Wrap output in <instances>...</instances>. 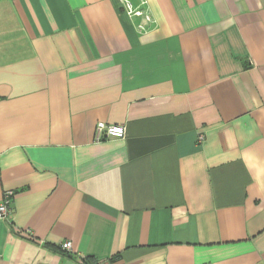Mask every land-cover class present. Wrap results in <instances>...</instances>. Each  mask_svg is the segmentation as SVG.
Returning <instances> with one entry per match:
<instances>
[{"label":"crops","instance_id":"obj_1","mask_svg":"<svg viewBox=\"0 0 264 264\" xmlns=\"http://www.w3.org/2000/svg\"><path fill=\"white\" fill-rule=\"evenodd\" d=\"M147 3L0 0V264H264V0Z\"/></svg>","mask_w":264,"mask_h":264},{"label":"built area","instance_id":"obj_2","mask_svg":"<svg viewBox=\"0 0 264 264\" xmlns=\"http://www.w3.org/2000/svg\"><path fill=\"white\" fill-rule=\"evenodd\" d=\"M124 12L129 18L138 17V23L136 28L139 32H146L152 27L155 20L151 14L148 7L147 0H139L137 4H134L131 0H119ZM95 140L99 141L104 138H123L125 135V127L120 124H111L99 121L95 125ZM198 141H203V135L198 136ZM13 192H4L3 198L0 201V220H5L7 218L8 212L10 210V202ZM27 231V232H26ZM26 233H30L28 229L25 230ZM60 248L64 251L71 252L72 243L70 240H64L60 243Z\"/></svg>","mask_w":264,"mask_h":264}]
</instances>
